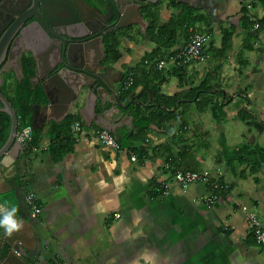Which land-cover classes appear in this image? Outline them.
Here are the masks:
<instances>
[{
	"label": "crops",
	"instance_id": "obj_1",
	"mask_svg": "<svg viewBox=\"0 0 264 264\" xmlns=\"http://www.w3.org/2000/svg\"><path fill=\"white\" fill-rule=\"evenodd\" d=\"M243 1L249 0H199L193 6L197 13L206 17V21H199L194 26L208 35L207 56L204 61L174 67L169 62L170 66L159 69L156 60L160 56L151 59L148 57L157 44L146 33L138 32L137 26L130 32L122 33L118 59L107 53V58L114 63L116 71L132 70L137 78L143 80L135 88L128 87L124 92L125 102L130 98L131 92H139L140 99L150 104H132L134 117L131 125L125 123L117 128L118 140L124 142L128 134L136 129L135 113L145 110L149 112L147 115L155 116V120L159 121L151 123V126L163 131L162 134L148 132L144 140H133L128 144L127 150L120 151L96 140L76 141L64 138L73 121L80 119L86 122L81 113L84 104L82 97L58 120L49 116V109L43 107L42 101L37 100L35 95L30 96L27 110H21L20 103L17 105L19 126L24 121L29 122L36 131V137L33 136L29 145L22 144L23 150L19 149L18 143L12 152L4 155L0 163V208L9 209V213L15 209L13 216L21 219L25 249L28 252L23 257L25 260L31 264H203L204 251H209L206 255L212 260V254L223 248L221 240L232 237V244L226 245L217 259L221 258L223 264H234L235 259L240 264H250L247 257L238 258L239 254H235L237 257L234 258V253L240 252L241 245L247 251H253L251 244L247 243L250 229L242 204H248L250 210L256 211L264 222V179H256L258 183L244 190V179L231 178L228 174L230 180L224 181L230 184V197L220 194L219 200L208 208L203 200L209 192L206 185L195 183L184 190L173 178L178 167L199 170V167L208 165L207 160L198 156L199 149L193 146L197 143L192 133H196L197 139L200 138L197 129L200 126H193L187 111L184 112L191 106L187 104L196 102L197 97L186 101L189 98H185L184 94L190 87L200 85L204 79H208L210 84L214 83L217 72L222 67L225 69L227 60L234 53L238 52V62H241L240 54L244 56V46L250 47L245 43L241 23V7L246 4ZM165 8L166 12L162 13ZM248 9L254 18L264 15L263 4ZM180 10V7L172 3L160 8L157 11L160 23L167 22L173 15L180 13ZM256 12H259L258 15ZM149 15L150 11L145 15L146 19ZM231 24L237 26L232 46L220 52L223 39L221 27H230ZM135 33L145 36L144 42L139 41ZM188 37V34L180 30L178 42L171 48H164L166 54L163 57L169 58L182 48ZM205 61L215 67L203 69L202 63ZM230 61L237 65L235 60ZM144 70H148V75H144ZM225 74L223 71L221 79ZM26 79L27 75L22 82L19 80L8 86V95L15 101L18 100L19 92L32 86L30 76ZM146 81H149V85L145 84ZM152 83L157 84L159 91L152 87ZM211 85L215 87L208 91L215 93V105L206 110L214 114L217 122L225 124L237 119L234 124L240 125L238 114L241 109L246 107L251 110L254 103L250 98L258 90L259 95L264 94L253 87L248 91L240 90L241 88L237 91L224 85ZM145 88H152L153 93L149 90L142 92ZM221 90L224 91L223 95ZM181 94L176 102H168L167 97ZM154 107L171 111L178 108L177 113L181 118L161 121ZM258 108L264 110V104H258ZM200 111L205 112L204 109ZM69 114L79 117L71 121ZM183 117L186 122L181 125ZM255 119H249L245 123L251 125ZM89 126L95 128L101 124L92 122ZM152 137L156 139L153 142ZM185 137L188 139L185 140ZM30 145L38 148L31 149ZM139 146L146 151L143 162L135 151ZM133 153L137 154L136 160L131 158ZM54 155H60L61 159H53ZM243 155L246 156L245 153ZM250 160L255 161L253 158ZM230 169L233 174L238 172L233 163L230 164ZM259 172L262 173V169ZM259 172L256 174L259 175ZM161 189H165V192ZM29 190L36 193L41 206V212L37 216L31 214V207L25 202V193ZM239 207L244 213L241 219L236 216ZM204 226L207 227L208 234L202 232ZM193 228L198 229L192 235L194 237L201 229L203 234L200 235L199 232V237L208 242L205 249L204 246L201 250L194 249L198 246L197 240L189 239L187 235Z\"/></svg>",
	"mask_w": 264,
	"mask_h": 264
},
{
	"label": "water",
	"instance_id": "obj_2",
	"mask_svg": "<svg viewBox=\"0 0 264 264\" xmlns=\"http://www.w3.org/2000/svg\"><path fill=\"white\" fill-rule=\"evenodd\" d=\"M1 1V14L4 12L16 13L12 6L7 7ZM132 1L140 2V0ZM18 2L20 0H17V4H19ZM178 2H187L190 6H196L197 4V2L192 3L191 0H178ZM50 5L55 8L56 13L61 15L60 23L63 24L64 28L54 21ZM24 9L27 12L25 21L36 17L37 22L38 20L41 22L50 38H43V31H40L38 35V30H35L31 38L36 41V46L30 45L27 41L26 49L20 50H16L15 40L3 44L1 38L0 77L2 78V74L11 69L21 73L23 60L21 61L20 57L26 55L24 62L28 74H30L31 83L33 82L32 75H36V77L40 75L42 100H44L43 107L49 109L50 117L56 120L61 119L69 112L72 104L77 103L82 97L84 98V104L81 113L87 125H92V122L99 123L101 126L111 129L116 135L119 126L131 123V119L134 117L132 104L150 105L140 99L139 92H131L130 98L125 102V93L118 89L115 82L120 81L122 77H113V66L103 63L105 53L102 37L105 31L96 32L95 28L90 27V31L93 32L92 36L97 35L92 42L85 43L83 47L71 43L72 39L70 37L76 34L73 32L72 25L69 27L68 25L74 19L69 18L70 16H67L66 13L67 10L72 11L74 14H76L74 10L81 12L78 3L72 0H26ZM110 9H112L111 15L107 16ZM100 11L105 15L106 21L114 19L115 30L127 27L130 24H143L146 21L145 16L138 7L129 10L126 4L120 0H114L108 11L105 12L102 9ZM14 20H10V22L12 23ZM30 27L31 25L28 24L26 29ZM25 30L22 29V34H26ZM92 50L97 52L96 57L92 54ZM88 55L89 57H87ZM145 90H149L151 94L153 93L152 88H145L142 92ZM0 99L2 101L0 111L11 117L8 138L0 148L1 163L4 155L10 151L12 152V149L18 143L20 144V150H23V145L16 138L19 125L17 108L2 91H0ZM1 129L2 124L0 123ZM8 213L9 209L0 208V220ZM14 218L21 222L18 217L14 216ZM22 227L17 231H13L10 236L7 235L5 228L0 227V264H31L23 258L28 255V252L25 249V233H23Z\"/></svg>",
	"mask_w": 264,
	"mask_h": 264
},
{
	"label": "rangeland",
	"instance_id": "obj_3",
	"mask_svg": "<svg viewBox=\"0 0 264 264\" xmlns=\"http://www.w3.org/2000/svg\"><path fill=\"white\" fill-rule=\"evenodd\" d=\"M243 3H246V4L250 3L251 5L248 6L249 8L255 7V5H258V4H263L261 1H259L258 3L254 0H249L248 2L243 1ZM166 10L167 9L165 8L162 13H164V11L166 12ZM258 13L259 12H256V15H258ZM259 31H260L259 32L260 36L261 34L262 36L254 40V44H255L254 48L244 46L243 54L245 58L248 59L249 57L248 61L245 63L238 62V52L234 53L227 60L225 69L222 67L218 71L219 73L217 72L216 78L214 79V83H211V84H216L218 86L224 85L227 88L229 87L237 91L244 90V89H246L245 91H248L249 89H251L250 87H253L255 89H260L261 91L264 92V28L260 27ZM136 35H138L139 41L144 42L145 36L143 37L139 34H136ZM231 59L235 60L237 65L233 64L230 61ZM249 64L251 65L249 66ZM202 65H203V69L205 70L213 67V64H209L207 61H205L204 64L202 63ZM223 71H225L226 73L223 78L224 80L221 79ZM245 83H247L248 85L245 86ZM238 88H241V89L239 90ZM214 94H215L214 92H208L207 94L200 96V100L202 99L203 103L205 104L204 111L208 109V107L211 109L215 105V102L213 101ZM211 98H212V101L210 100ZM250 99L254 103V106L251 107V110L247 109L244 112H241V116H240V113L239 114L237 113L239 115V118L241 119V121L240 120L238 121L240 122V125H237L239 123L234 124V122L235 123L237 122V119H235L233 122L230 121L227 124H225L222 121L217 122L216 118L214 117V114L211 113L210 110L208 111L206 110L205 112L200 111V109L198 110V106H197L198 103L195 101L187 104L189 106L191 105L188 108L187 113L191 118L192 125L200 126L199 128H197L199 131L198 136L200 138L197 139L195 135L196 133L195 134L192 133V136L195 138V143H197V145L193 144V146L199 149V153H197L198 156L201 155L202 159H205L208 162L207 163L208 165L206 167H199V170H205V169H208L211 171L213 170L212 172L215 174V176L220 177L221 180L226 179L229 181L230 179L227 176L228 174L231 178H243L244 180H242V183L244 184V187L242 188L244 190L251 188L252 186H254L256 182L258 183V181L255 179V176L259 177V179L260 178L264 179V171H263L264 169V124L262 123V121H264V110H260L258 108V104H264V94L259 95V90H258L257 94L253 95ZM142 113H143L142 115H147L149 112L145 110ZM244 115L246 117L253 116V117L261 118V119L250 118V119H255V120L254 122H252L251 125H247V123H245V120L241 118ZM192 131L196 132V130L194 129H192ZM148 132L154 135H159L163 133V131H160L158 130V128H156L155 126H151V125L148 128ZM252 136H254V139L252 138ZM225 138L227 139L224 141ZM187 139L188 138L185 137V140ZM154 140L156 139L152 137L151 141L153 142ZM234 144H236L235 147L233 146ZM201 145H202V148H201ZM198 146H200V148ZM238 151H240L239 153L246 154V156H244L245 159H240V158L232 159L233 157L232 154ZM252 158L255 160L253 162H255L254 164L257 167H258V164H260V166L258 167V170L260 171L262 169V173L257 171V173L259 172V175H257L252 170L254 166L252 165L250 161H248ZM231 163H233L234 166L238 169L237 173H234V174L232 173V169H230ZM213 167L214 169H211ZM210 205L211 204H207L208 208H211ZM242 205H247L249 207L248 204H242ZM236 213H237L236 216L240 217V219L244 217V213L241 211L240 207L237 208ZM205 225H208V224L205 223ZM211 226H214V225H211ZM197 230H198L197 228H193V230L187 234L188 238L189 239L194 238L197 240L198 249L194 248L195 250H201V247L203 246L205 249V246L207 245L206 243L208 242L202 241V239L199 237L198 234L199 232H200V235L203 234L202 232L206 234L208 232L207 227L204 226L202 232L200 229V231H198L195 234V237L192 236L194 232H196ZM227 239L228 238L224 237L221 240L222 242L220 244L221 246H223V248L220 249L221 252L225 250L226 245H231L232 243L230 242L234 241V239L232 240V237H229L228 240ZM243 246L244 245H241L239 248L240 252L238 253V251H236L234 255L239 254L237 255L239 256L238 258L247 257V259L250 261V264H263L264 263V248L262 246L258 244H251V248L253 250L252 252L251 250L247 251V249H245V247ZM220 251L212 254L213 255L212 257L214 258L212 260H210L211 258L209 257L208 254L206 255V253L209 251H204L203 254L205 255L203 257L202 263L203 264H223L221 262L222 261L221 258L217 259L218 257H220V254H221ZM237 256L235 255L234 258H236ZM234 264H240V261L238 259H235Z\"/></svg>",
	"mask_w": 264,
	"mask_h": 264
},
{
	"label": "trees",
	"instance_id": "obj_4",
	"mask_svg": "<svg viewBox=\"0 0 264 264\" xmlns=\"http://www.w3.org/2000/svg\"><path fill=\"white\" fill-rule=\"evenodd\" d=\"M263 5H264V0H260ZM173 5L180 7V13H177L176 15H173L170 20H168L165 23H160V20L158 18V15L151 13L149 16L151 17V23L149 25V27L147 28L146 31V35L157 44V47H155L152 51L151 54L148 56L149 58L154 57V56H160V58H163V56L166 54V52L163 50L164 48H171L173 47L177 42H178V38H179V31L183 30L184 33L188 34L190 36V28L194 27L196 25L197 22L199 21H203L206 19L204 14H200L197 13L194 7H190L187 5H183L182 4H177L175 2V0H173L172 2ZM243 15L241 17V23H242V27L244 30V40L245 43L247 45H249L251 48H254V44H253V40L257 39L259 37V28H263L264 27V15L262 17H253L250 13H249V9L248 6L246 4H243V6L241 7ZM206 21V20H205ZM258 23V27L255 26V24ZM222 33H223V39H222V47L220 48V52H224L225 50L229 49L232 46V39L233 36L235 34V32L237 31V26L235 24H231L230 27H221ZM189 39V37H188ZM120 43V38L119 36L117 37V40L114 42L112 41L111 44L107 45V53L110 56H114V59H118L120 57L119 51H118V45ZM147 57V58H148ZM147 58L145 59V61L147 60ZM240 61L242 63H245L248 61L247 58H245L243 55L240 54ZM145 72L144 75H148V70H144ZM32 73V71H31ZM134 73V77H135V81L134 84L130 87H137L139 83H142V78H137V74L133 71ZM27 75V79L30 76V74H26ZM143 75V74H142ZM209 80L208 79H204V81L198 85V86H193L190 87L189 90L184 94L185 98H189L186 101H191V100H195L198 103V107L199 109H204L205 104L203 103L202 99L200 100V96L201 95H205V93L207 94L210 89H213L215 86L209 85ZM146 85H149V81L145 82ZM152 87L156 90L159 91V88L157 86L156 83H152L151 84ZM209 89V91H208ZM25 91L23 92H19L18 95V100L16 102L17 105L20 103V108L21 110H27L29 108V101H30V96L35 95L36 99L39 100L40 97H42V90L41 88H33L32 86H29L28 88L24 89ZM221 94L223 95V90H221ZM30 93V94H29ZM182 96L178 95V96H169L168 98V102L169 101H174L176 102V100L180 99ZM212 101V98L210 99ZM180 106H178L179 108ZM157 110V114L160 116L161 121H165V120H171V119H175L178 118L180 120V115L177 113V110L171 111L169 110H165L163 108H159V107H154ZM245 110H247L246 107H243L240 111V116H241V112H244ZM187 110H184V112H186ZM70 117L72 118L71 121H73L74 119H77L79 116L78 115H71L69 114ZM155 115V114H154ZM155 116H150V115H142L141 112H136L135 113V121L134 124L136 126V129L133 130L132 132H130L128 134V137L124 140V142L120 141L121 147L122 148H129L128 144H130L131 141L133 140H144L146 138V135L148 133V128L150 127L151 123H158V120H155ZM159 118V117H158ZM241 118H243L245 121L249 122L250 118H253V116L250 117H246L245 115L242 116ZM260 119V118H257ZM160 120V119H159ZM186 119H183L180 121L181 125L185 124ZM0 123L2 124V130H1V141H0V145L3 142H6L9 132H10V128H11V117L10 115H8L7 113H1L0 115ZM24 124L29 123L27 121L23 122ZM262 123L264 124V121H262ZM70 130V129H69ZM69 133L67 134L66 139L67 140H72V138H69ZM34 137H36V131L34 129ZM129 139V140H128ZM36 142V141H35ZM141 147V148H140ZM136 153L139 154L141 161H144V154L146 153L145 148H143L142 146H139L135 149ZM60 156V155H59ZM59 156H55L53 157V159L55 160H59L61 158H59ZM234 158H240V159H245L244 155L242 153H237L234 155ZM252 163V165L254 166L252 168V170L257 173L258 167L254 164L255 162H252L251 160H248ZM259 177L255 176V179H258ZM162 192H165V189H161ZM250 234H248L247 236V243L250 244H258L260 246H262L264 248V245H261L260 243L257 242L254 234L252 233V231L249 232ZM264 264V263H263Z\"/></svg>",
	"mask_w": 264,
	"mask_h": 264
},
{
	"label": "flooded vegetation",
	"instance_id": "obj_5",
	"mask_svg": "<svg viewBox=\"0 0 264 264\" xmlns=\"http://www.w3.org/2000/svg\"><path fill=\"white\" fill-rule=\"evenodd\" d=\"M72 1H75L76 3L79 4L81 12L74 10V12H76V14H74L72 11L67 10V13H66L67 16L68 15L70 16L69 18L74 19L73 21H71V24L68 25V27L72 25L71 27L74 28L73 32H75L76 34L73 37H70L72 39L71 43L77 44L78 47H83L85 46V43L92 42V40H94L95 36L97 35L92 36L93 32L90 31V27L95 28L96 32L97 31L100 32L102 30L105 31L102 37V43H103V48H104V53H105L103 63L109 66H113L114 68L112 70V73L114 74L113 77H116V78L122 77L120 81L118 82L115 81V82L118 86V89L125 92L128 89L125 86V73H124L125 71L124 70L116 71L114 63H111L110 60H108L107 58L108 54H107L106 45L111 41L115 42L118 36L121 40L122 33L130 32L135 26H137L138 31L140 32L142 31L143 33H146L147 28L149 27L151 20H152L151 17L147 18L148 20L145 17L146 21L143 24L141 23L130 24L127 27L115 30V27H114L115 25L113 24L114 19H110L109 21H106L105 15H103L102 12L100 11V9H102L105 12L108 11L110 4H112L114 0H72ZM120 1L124 2L126 4V7H128L129 10L130 9L133 10L134 7H138L144 16L148 13V11H150V14L154 13L157 15V11L160 8L166 7L168 6V4L170 5L173 2V0H143V1L140 0V2H135L132 0H120ZM1 2L7 7L12 6L14 11L16 10V13L4 12L1 14V7H0V39L2 38L3 44H6L7 41L12 42L13 40H15L16 50L26 49L28 43L30 45L36 46V41L31 38L33 36V33H35V30H38V35L40 31H43L42 33L43 38L45 39L50 38L49 37L50 35L45 32V29L43 28V25L41 24V22L39 20L37 22L36 17L27 19L25 21V19L27 18V12L24 9L26 5V0H20V2H18L19 4H17V0H2ZM175 2L177 4L178 3L182 4V6L183 5L190 6L187 2H178V0H175ZM191 2L192 3L197 2V0H191ZM190 7H193V6H190ZM50 8H52L51 14L54 16V21H56L57 25L60 24L61 27L64 28L63 24L60 23L61 22L60 18H62L60 17L61 15L56 13V10L52 5H50ZM111 12H112V9H110L109 14L107 16H110ZM13 19H15L16 21L15 20H14L15 22L12 21V23L14 22L12 24L10 20H13ZM28 24H30L31 27L26 29ZM22 29L23 30L26 29L25 30L26 34H22L21 32ZM91 52L94 55V57L97 56V52L95 50H92ZM25 56L26 55L24 56L22 55L20 57L21 61L23 60L22 61L23 68L21 70V73H17L15 72V70L11 69L8 72L5 71L2 74V78L0 77V91H2L6 96L9 97V99L13 102L14 106L17 108V111H18V106L16 104L17 102L13 98H11V96L8 95L7 88L9 85L12 86L11 84L13 83L15 84L16 82H19V80L20 82H22L24 76L28 73V69L24 62L26 58ZM87 57H89V55ZM39 76L36 77V75H32L33 82L31 84L34 89L37 87L41 88V84H40L41 78ZM39 100L42 101V105H43L44 100H42V97H40ZM1 106H2V101L0 99V107ZM1 113H4V112L0 111V115ZM18 128H19V125H18ZM1 130H0V134H1ZM0 141H1V137H0ZM4 144L5 142H3L0 145V148Z\"/></svg>",
	"mask_w": 264,
	"mask_h": 264
},
{
	"label": "built area",
	"instance_id": "obj_6",
	"mask_svg": "<svg viewBox=\"0 0 264 264\" xmlns=\"http://www.w3.org/2000/svg\"><path fill=\"white\" fill-rule=\"evenodd\" d=\"M258 23L255 24L258 27ZM191 33L185 45L178 49L169 58L163 57L156 60L159 69L166 68L171 62V67L184 65L192 62L203 60L207 56V42L208 35L204 31H199L194 27L190 28ZM151 59V58H150ZM148 58V61L150 60ZM135 77L132 70L125 71V86L128 88L134 84ZM34 136V127L30 123L22 124L16 132L18 142L23 145H29ZM69 138L76 141L79 140H96L100 144L111 147L116 150L124 151L121 147L120 141L111 129L104 126L90 127L84 120H75L72 122L69 130ZM66 138V136H64ZM31 149H37V146L30 145ZM127 150V149H126ZM133 160L137 159V154L133 153ZM211 170H194L176 168L174 171L175 181L186 190L191 184L200 183L209 188L208 194L203 198L207 204H213L219 200L220 194L230 197V184L220 177H216ZM25 202L31 207V214L37 216L41 212V206L38 202L37 195L34 191H27L25 193ZM246 213V219L250 231L254 234L256 240L261 245H264V222L260 215L250 210L247 205H242Z\"/></svg>",
	"mask_w": 264,
	"mask_h": 264
},
{
	"label": "clouds",
	"instance_id": "obj_7",
	"mask_svg": "<svg viewBox=\"0 0 264 264\" xmlns=\"http://www.w3.org/2000/svg\"><path fill=\"white\" fill-rule=\"evenodd\" d=\"M15 212V209L11 213H8L4 215L3 219L0 220V227L5 228L7 235H12L13 231L19 230L23 225L21 222H18L14 216L13 213Z\"/></svg>",
	"mask_w": 264,
	"mask_h": 264
},
{
	"label": "bare ground",
	"instance_id": "obj_8",
	"mask_svg": "<svg viewBox=\"0 0 264 264\" xmlns=\"http://www.w3.org/2000/svg\"><path fill=\"white\" fill-rule=\"evenodd\" d=\"M259 3V2H258ZM256 6V5H255ZM171 165V164H170Z\"/></svg>",
	"mask_w": 264,
	"mask_h": 264
}]
</instances>
